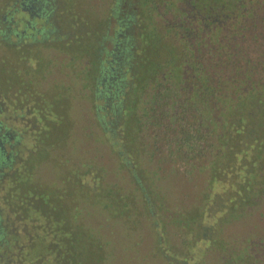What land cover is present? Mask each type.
Listing matches in <instances>:
<instances>
[{
  "label": "rangeland",
  "instance_id": "rangeland-1",
  "mask_svg": "<svg viewBox=\"0 0 264 264\" xmlns=\"http://www.w3.org/2000/svg\"><path fill=\"white\" fill-rule=\"evenodd\" d=\"M12 1L0 0V117L19 143L0 178V264H264V141L261 155L247 159L240 141H229L213 167L206 139L187 153L172 130L145 125L142 89H130L162 42L176 43L172 34L152 36L161 22L183 29L164 21L173 7L194 23L209 11L194 14L191 0H53L58 32L27 33L15 45L7 32ZM220 8L212 10L218 22L238 29ZM124 41L125 95L114 115L98 68ZM262 46L254 55L263 56ZM217 47L221 57L226 46ZM249 142L256 152L258 141ZM250 162L260 177L247 196L237 184Z\"/></svg>",
  "mask_w": 264,
  "mask_h": 264
},
{
  "label": "trees",
  "instance_id": "trees-1",
  "mask_svg": "<svg viewBox=\"0 0 264 264\" xmlns=\"http://www.w3.org/2000/svg\"><path fill=\"white\" fill-rule=\"evenodd\" d=\"M191 1V12L198 14L199 9H207L209 14L194 23V16L183 17V12L177 6L173 7L172 17L164 21L174 18L182 23L175 27L183 29L170 30L161 22L160 26H164L160 34L154 32L152 36L162 42V37L167 38L165 34H172L176 43L163 41L158 59L152 60L143 73L139 71L130 86L131 92L142 89V122L151 129L158 128L160 133L172 130L178 145H183L187 153L198 146L195 143L198 139H206L202 149L209 156L208 164L213 167L229 153V141L233 139L240 141L241 159L252 155L258 157L263 150L260 143L264 141V103H260L264 101V53L262 57L254 55V48L263 45L261 52H264V5L261 0ZM250 1L257 3L248 6ZM216 6H222L223 13L230 10L231 24L235 23L238 29L228 27L229 23L226 24L223 18L225 15L222 17L224 23L218 22L212 12ZM254 29L256 35L251 33ZM197 39L210 48L196 46ZM221 43L226 49L218 57L216 50ZM250 140L258 141L256 152L251 149L253 142ZM251 164H245L247 173L237 184L247 196L254 189L256 191L255 180L260 177V172L252 169Z\"/></svg>",
  "mask_w": 264,
  "mask_h": 264
},
{
  "label": "flooded vegetation",
  "instance_id": "flooded-vegetation-1",
  "mask_svg": "<svg viewBox=\"0 0 264 264\" xmlns=\"http://www.w3.org/2000/svg\"><path fill=\"white\" fill-rule=\"evenodd\" d=\"M25 12L27 18H21V16L16 13ZM54 11L53 0H13L8 11V23L11 24L10 28H7V32L16 36L17 40L11 41V44L22 43L18 40L21 36L27 34L28 37L34 33H38L41 37L47 32L57 33L58 26L53 23L51 16ZM17 15V16H16ZM35 19H39L38 25L35 24ZM23 21V27L19 30L16 27V23ZM49 23V25L44 26V23ZM28 27V31H25V28ZM123 29V26L119 28ZM117 33H119L117 31ZM122 45L119 47L114 46V51L110 52V59L104 63L99 64L98 73H99V90H103L104 99L106 104L111 107L113 114L118 113V107H121L125 91L122 90V86L125 85L121 74H123V69L120 68L121 62L126 60V46L124 43L119 42ZM117 44V42L115 43ZM103 80V81H102ZM128 85V83L126 82ZM96 90V87L94 88ZM121 93L120 99L117 98ZM117 98V99H116ZM1 111V110H0ZM15 115V113H14ZM19 143L18 132L3 121V118L0 117V178L5 174V171L10 168L16 155H17V146ZM3 231L0 226V242L3 240Z\"/></svg>",
  "mask_w": 264,
  "mask_h": 264
}]
</instances>
